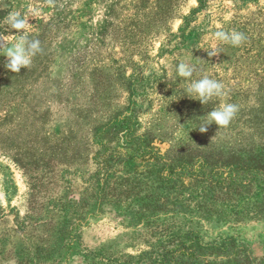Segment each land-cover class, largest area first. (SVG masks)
I'll use <instances>...</instances> for the list:
<instances>
[{
	"label": "rangeland",
	"instance_id": "obj_1",
	"mask_svg": "<svg viewBox=\"0 0 264 264\" xmlns=\"http://www.w3.org/2000/svg\"><path fill=\"white\" fill-rule=\"evenodd\" d=\"M10 12L29 17L24 34L42 48L19 73L4 67L20 38L5 22ZM219 30L247 39L233 47ZM180 62L195 66L191 78L178 75ZM203 76L225 94L189 98L185 89ZM262 78L264 0H0V264H150L171 231L188 228L205 241L236 234L263 253L262 219L125 226L94 201L92 178L102 146L132 135L174 163L202 158L207 171L231 155L264 160ZM224 103L238 106L230 124L199 131Z\"/></svg>",
	"mask_w": 264,
	"mask_h": 264
},
{
	"label": "trees",
	"instance_id": "obj_2",
	"mask_svg": "<svg viewBox=\"0 0 264 264\" xmlns=\"http://www.w3.org/2000/svg\"><path fill=\"white\" fill-rule=\"evenodd\" d=\"M263 79L256 84L264 87ZM125 142L102 146L94 155L92 176L94 201L125 226L175 216L199 220L216 215L225 223L264 220L262 153L245 162L227 156L221 168L207 171L206 160L171 162L141 136H129ZM216 187L243 189L245 194L216 198ZM169 236L162 248L152 252L150 264H264V252L256 254L236 234L205 241L198 230L188 228Z\"/></svg>",
	"mask_w": 264,
	"mask_h": 264
},
{
	"label": "clouds",
	"instance_id": "obj_3",
	"mask_svg": "<svg viewBox=\"0 0 264 264\" xmlns=\"http://www.w3.org/2000/svg\"><path fill=\"white\" fill-rule=\"evenodd\" d=\"M34 16L35 12L33 11L32 16L29 17ZM29 17H22L20 12H10L5 18L7 25L20 34V38L14 44L7 47L4 53L7 57L4 67L14 73H19L22 68H29L32 64V58L37 55V53L42 52L41 42L38 39H29L28 36L24 34L26 26L29 23ZM214 35L217 40L230 44L233 47L240 46L247 39L244 33L236 30L228 32L219 30L216 31ZM216 53L217 52L213 51L211 56ZM194 71L195 66L187 62H180L177 66L178 75L185 79L191 78ZM185 93L189 98L199 100L202 104L208 103L213 97H220L225 94L222 82L209 78L208 76L193 80L189 87L185 89ZM237 111L238 106L235 104H221L219 107L207 113V122L201 127H198V129L201 132H205L207 131L206 126L212 123H215L218 128L227 127L235 117Z\"/></svg>",
	"mask_w": 264,
	"mask_h": 264
}]
</instances>
